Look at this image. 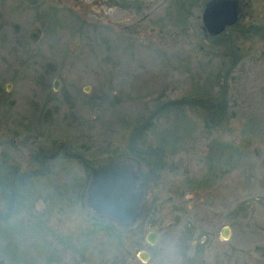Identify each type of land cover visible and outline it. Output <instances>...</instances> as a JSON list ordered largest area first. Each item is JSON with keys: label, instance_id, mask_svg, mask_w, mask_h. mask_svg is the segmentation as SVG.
Here are the masks:
<instances>
[{"label": "rangeland", "instance_id": "1", "mask_svg": "<svg viewBox=\"0 0 264 264\" xmlns=\"http://www.w3.org/2000/svg\"><path fill=\"white\" fill-rule=\"evenodd\" d=\"M207 1L0 0V158L63 142L47 160L62 172L20 188L39 209L50 195L63 264H264V0H240L233 28L255 29L217 36ZM110 159L147 181L125 227L84 203L87 165ZM8 189L0 174V200ZM19 232L5 259L31 264Z\"/></svg>", "mask_w": 264, "mask_h": 264}, {"label": "flooded vegetation", "instance_id": "2", "mask_svg": "<svg viewBox=\"0 0 264 264\" xmlns=\"http://www.w3.org/2000/svg\"><path fill=\"white\" fill-rule=\"evenodd\" d=\"M71 1L72 3H76L78 0ZM238 2L242 8L243 3L240 0H238ZM243 13L244 10L241 9V12L238 14L235 23L231 26L232 30L235 29L238 31L245 32L250 31L252 28L255 29L254 26H252L251 28H233L239 21V19L243 16ZM229 28L230 27L226 26L225 30L219 34H227ZM203 31L208 34L207 30H204V28ZM219 34H216L214 36H217ZM262 37L264 38V35H262ZM55 83L56 82H54L53 85ZM8 85L10 86V84ZM8 85L6 86L7 90L9 89ZM224 88L225 85L223 84V90ZM211 103H208V105L214 107L215 103L213 102V105H211ZM17 137L19 136L17 135ZM11 143H13V146L16 147L17 144L15 137L11 139ZM53 145L54 146L52 147L50 153L43 149L45 148V145H39L34 153L28 151L24 159L17 156V160L15 157V161L9 162L7 161V153L3 154V156L0 158V174L5 175L6 177H8L9 180V189L7 192L8 199H4L3 201L0 200V261H3L4 264H9L8 260L5 259L6 255L10 254L11 252L15 254L14 250L19 247V243L16 242V240H20L18 237L14 238L13 240L11 239L12 243L2 241V238L4 236L7 237V229L10 228L22 231L19 232L20 237L24 236L25 238H27L26 246L28 245L27 249L29 253H27L29 257V262H33L31 264H34L38 260L40 261V264H63V247H61V239L63 233L61 230L62 228H59L55 218L50 215L52 214L51 211L53 210V201L51 200L50 195L39 193L40 198L47 196L49 200H46V202H48L47 204H51L50 210H48L47 207L43 204L40 206L39 209L36 197L34 196L35 200H30L31 196L28 193L26 194V190L20 189L22 187L27 188L32 186V182L38 179H43L48 175H54L58 174L59 172H62L61 168L55 169L48 166L47 164V160H52L56 158L58 149L63 146V142L57 140L54 142ZM28 148L31 147L29 146ZM135 150L138 151L137 149ZM63 151H65V153L71 157H79L78 154L76 155L68 153L66 149L64 150V147ZM32 154L35 155L32 156ZM80 160L83 161L82 157L80 158ZM131 163H133V165L135 166L134 168L137 173L136 182L139 184V187L143 190L144 195L146 197V190L144 188V184L147 181L141 178V174L137 172L136 165L134 164V162L131 161ZM6 164L10 165L4 167ZM90 166L87 165V170L91 172ZM14 180H16V183H14ZM90 182L91 175L87 184L86 198L89 192ZM4 196L6 197V192ZM84 203L89 210L91 209L93 213L96 214L95 211L89 207L87 199L86 201H84ZM6 225L10 226L6 227ZM44 255H46L47 257L46 260H43ZM17 256H19V260L14 262L13 264H21L23 256Z\"/></svg>", "mask_w": 264, "mask_h": 264}, {"label": "water", "instance_id": "3", "mask_svg": "<svg viewBox=\"0 0 264 264\" xmlns=\"http://www.w3.org/2000/svg\"><path fill=\"white\" fill-rule=\"evenodd\" d=\"M240 11L241 6L238 0H208L202 14L203 28L209 35H216L224 31L227 25L234 24ZM39 36L40 29L31 28L30 39L36 41ZM90 167L92 176L87 196L89 207L99 217L117 225L132 224L145 206L144 192L136 183L137 173L133 166L127 161L109 160L96 167ZM221 235L227 239L229 228L224 227ZM157 236L156 231H149L146 240L150 244H155ZM138 257L147 261L149 254L140 251ZM0 264L4 262L0 261Z\"/></svg>", "mask_w": 264, "mask_h": 264}, {"label": "trees", "instance_id": "4", "mask_svg": "<svg viewBox=\"0 0 264 264\" xmlns=\"http://www.w3.org/2000/svg\"><path fill=\"white\" fill-rule=\"evenodd\" d=\"M98 217V216H97ZM99 218V217H98ZM100 219V218H99ZM104 221V220H103ZM106 222V221H105ZM110 224H112V223H110ZM108 225H107V223H106V225L104 226V227H107ZM123 227V226H122Z\"/></svg>", "mask_w": 264, "mask_h": 264}]
</instances>
